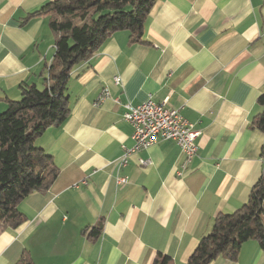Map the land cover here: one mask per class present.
Returning a JSON list of instances; mask_svg holds the SVG:
<instances>
[{
    "label": "crops",
    "instance_id": "0c3cea01",
    "mask_svg": "<svg viewBox=\"0 0 264 264\" xmlns=\"http://www.w3.org/2000/svg\"><path fill=\"white\" fill-rule=\"evenodd\" d=\"M48 1L0 0V112L22 82L42 85L54 36L45 14L28 15ZM262 93L264 0H154L142 41L116 31L72 68L69 117L36 140L58 175L19 202L26 219L0 233V264L23 253L34 264H152L159 252L185 264L214 217L239 208L262 177L264 133L251 126ZM149 96L200 130L184 167L172 140L117 164L133 146L123 104ZM209 264H264V250L249 239L234 260Z\"/></svg>",
    "mask_w": 264,
    "mask_h": 264
},
{
    "label": "trees",
    "instance_id": "16d2710c",
    "mask_svg": "<svg viewBox=\"0 0 264 264\" xmlns=\"http://www.w3.org/2000/svg\"><path fill=\"white\" fill-rule=\"evenodd\" d=\"M154 0H50L28 17L45 14L54 36V52L45 64L42 85L22 82L20 98L0 112V233L25 221L19 202L34 190L44 191L58 175L52 156L36 144L51 127L69 117L66 84L72 68L88 61L114 32L127 30L142 41L145 20ZM261 111L251 126L264 133V93ZM92 229L91 234H98ZM254 239L264 250V180L251 189L246 202L230 213L217 214L185 264H209L218 256L234 260L243 242ZM14 264H34L23 253ZM152 264H173L157 253Z\"/></svg>",
    "mask_w": 264,
    "mask_h": 264
},
{
    "label": "built area",
    "instance_id": "2783aa9c",
    "mask_svg": "<svg viewBox=\"0 0 264 264\" xmlns=\"http://www.w3.org/2000/svg\"><path fill=\"white\" fill-rule=\"evenodd\" d=\"M115 84L120 83L119 77H114ZM109 95L107 88L102 89L97 98L99 103ZM122 117L133 127L131 138L133 146L122 145V154L117 158L119 167L125 166L129 157L138 150L145 149L162 141H174L183 155L181 167H184L197 151L196 138L200 130L196 129L178 109L170 108L164 103H157L149 96L139 104L125 103ZM144 164V161H140ZM119 182H126V177H120ZM96 264H101L97 262Z\"/></svg>",
    "mask_w": 264,
    "mask_h": 264
},
{
    "label": "rangeland",
    "instance_id": "374dc122",
    "mask_svg": "<svg viewBox=\"0 0 264 264\" xmlns=\"http://www.w3.org/2000/svg\"><path fill=\"white\" fill-rule=\"evenodd\" d=\"M263 180H264V172H263V174H262V177H261Z\"/></svg>",
    "mask_w": 264,
    "mask_h": 264
}]
</instances>
